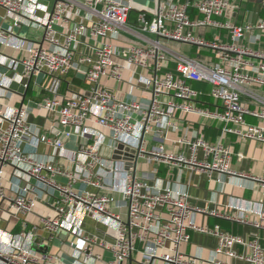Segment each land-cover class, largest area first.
I'll return each mask as SVG.
<instances>
[{
	"label": "built area",
	"instance_id": "obj_1",
	"mask_svg": "<svg viewBox=\"0 0 264 264\" xmlns=\"http://www.w3.org/2000/svg\"><path fill=\"white\" fill-rule=\"evenodd\" d=\"M133 2L53 0L49 7L42 0H0L3 18L12 21L9 28L0 25V43L29 53L24 60L0 54V65L15 70L23 64L22 78L28 81L41 74L53 78L54 87L47 88L51 95L38 107L53 115L60 126L51 123L45 132L39 131L28 121L30 103L21 98V105L11 104L0 93V218L3 212L15 217L31 213L37 202L29 184L21 186L17 193L5 188L6 168L11 167L15 175L34 179L56 192V214L43 219V228L51 237L61 229L77 236V248L87 257L93 256L92 246L98 244L112 252V264H122L141 243L147 264L155 260L166 264H231L230 260L264 264V245L258 235L245 238L219 224L209 226L197 221L198 215L206 214L264 229V176L235 171L234 152L223 142L225 137L235 135L264 145V126L248 120L252 117L264 121V18L238 22L242 3L235 0H170L161 3L152 16L139 15L141 32L137 33L146 44L119 47L113 39L130 29ZM191 9L197 11L196 17L190 14ZM82 10L89 15L85 21L65 26ZM22 25L38 32L37 37L17 36L15 28ZM58 26L65 27L63 37ZM199 28L221 32L208 39L194 33ZM255 33L254 42L259 47L247 40ZM174 41L213 55L206 60L188 56L170 47ZM81 44H86L88 52L79 50ZM126 71L128 79L124 76ZM72 73L88 83L90 89L63 97L59 95L60 87L64 77ZM16 75L0 72V88L10 91V97L18 95L12 90L13 83L20 82ZM109 81H127L133 88L141 87L150 94V104L144 107L136 100L119 99ZM25 85L28 87L29 83ZM203 98L210 100L203 102ZM177 113L196 114L221 123L220 138L211 142L204 134L184 135L173 140L182 151L167 152L164 144L169 132L181 126ZM74 130L88 142L68 151L59 135L70 137ZM149 137L155 143L152 147L148 146ZM107 139L111 141L109 146L123 157L134 150L136 163L135 159L106 158L102 151ZM41 143L55 148V156L66 158L73 168L39 160L36 155ZM140 157L148 163L163 162L248 179L256 183L260 197L231 199L227 204L231 212L209 211L192 204L187 192L151 184L154 176L139 177ZM57 176L67 177L68 183H59ZM79 182L96 190L79 189ZM115 193L122 200L116 199ZM119 207L127 208L126 218L115 212ZM72 214L82 218L92 215L106 222L111 232L102 237L86 234L81 224L70 219ZM193 232L216 239L211 256L184 251ZM34 238L28 231L0 234V264H50L51 255L40 257L33 249ZM239 246L244 250L240 251Z\"/></svg>",
	"mask_w": 264,
	"mask_h": 264
},
{
	"label": "crops",
	"instance_id": "obj_2",
	"mask_svg": "<svg viewBox=\"0 0 264 264\" xmlns=\"http://www.w3.org/2000/svg\"><path fill=\"white\" fill-rule=\"evenodd\" d=\"M49 7L53 6V0H42ZM170 0H134L133 10L130 14L129 28L121 32V36L117 39H113V43L119 47L128 46L131 44H146V41L137 33L141 32L139 28V15L141 13H147L152 16L155 14L159 5L166 4ZM175 2L183 0H174ZM242 3V9L237 16V20L240 23L244 22H256L261 18H264V0H235ZM190 14L196 17L197 11L195 9L190 10ZM4 10L0 8V25L9 28L12 26V21L4 19ZM88 12L82 10L81 14L77 15L74 20H71L65 26L73 27L76 22L85 21L88 17ZM87 21V20H86ZM61 33V37L64 36L65 27L58 26ZM221 32L214 28H199L195 29L194 33L199 36H205L208 39H212L216 33ZM226 32H222L224 35ZM15 34L21 37L34 38L37 37L38 32L34 31L28 25H22L15 28ZM149 37H155L152 34H147ZM257 34L249 35L248 42L256 47H259L254 42V38ZM86 42L93 44V41H88L87 38H83ZM173 43L187 44L190 47L188 56L200 57L201 59H208L213 55L210 51L199 50L198 47L181 42H170L169 45L173 49L180 51V49L174 48ZM264 44V43H263ZM79 50L87 51L86 44H81ZM0 54L16 58L18 60H24L28 58L29 53L25 49H15L14 47H7L0 43ZM0 72L6 73L13 77L17 73V79L19 83H13L12 90L18 93L17 96L10 97L12 94L10 91L1 89L0 93L4 95L5 102L21 105V98L25 103H30V113L28 121L36 129L41 132H45L47 128L54 123L58 125L56 119H53V115H49L44 109L38 107V104L43 101L45 97L51 95L47 88L54 87L55 81L47 74H41L34 77L32 81L22 78L24 72L23 64H19L17 69L10 70L0 65ZM126 79L129 78L127 71L124 73ZM29 83L26 87L25 84ZM109 85L113 88L115 94L119 99L132 101L136 100L144 107L150 104V94L141 87L133 88L127 81L116 83L115 81H109ZM197 87H202L200 84H196ZM90 86L80 76L70 74L64 77L63 84L60 87L59 95L63 97H71L74 94H82L88 92ZM10 97V98H9ZM209 98H203L201 101L209 102ZM37 104V106L35 105ZM176 119L181 126L178 130H171L168 134V140L165 142V149L167 152L178 153L182 151V147L175 145L173 140L178 139L184 135L190 137H197L199 134L204 136L211 142L217 141L220 138V125L221 123L212 121L209 119L201 118L196 114H182L177 113ZM250 122L260 124L264 126V121L249 117ZM59 126V125H58ZM60 127V126H59ZM75 133L67 137L65 134L59 135L64 142L68 151L75 150L82 145H86L88 139L80 135L76 130ZM106 134V131H103ZM110 140L107 139V144L103 147L102 154L106 158L113 160L135 159L137 156L135 153H129L127 158L120 153H117L115 148L109 146ZM223 142L230 146L234 152L232 160V168L235 171L250 174L253 176H264V145L252 140L240 139L235 135H229L223 139ZM92 143V141L90 142ZM155 143L152 138L149 137V147H152ZM31 149L32 147H28ZM57 150L53 147H49L47 144L41 143L39 145V151L37 158L42 161L52 160L57 164L73 168L71 163L66 158H60L55 156ZM135 156V157H134ZM137 174L139 177L154 176L155 179L151 180V184H157L162 188H171L177 191L187 192L190 196L192 204L200 205L209 211H227L232 210L227 207V204L233 198H245V199H258L260 193L256 190L257 185L251 180L240 179L237 177H229L228 175L220 173H211L190 169L187 167H174L163 162L148 163L145 158L140 157L138 159ZM55 179L62 184H67L69 179L64 176H57ZM29 184L33 192L37 196L36 206L33 212L20 215L18 217L11 216L7 212H3L0 218V234L13 233L19 234L22 232H32L35 238L32 242V247L36 251L37 255L42 257L44 254H49L53 258L50 260V264H112L114 260L112 252L102 248L100 245L92 246V257H87V253L77 248L78 237L69 233L68 231L61 229L56 235L51 237V234L43 228V219L46 217H53L56 212L53 205L54 195L56 192L51 187H42L36 180L27 179L13 173L11 167L6 168L4 186L9 192H15L20 190V187ZM79 189H90L92 191L96 188L88 186L86 183L79 182L76 184ZM116 199L122 200L120 194H114ZM116 213H119L122 218L127 217V208L119 207L115 209ZM70 219L76 224H81L86 234H96L98 237L105 235V232H111L108 224L98 221L92 215L80 217L78 215H71ZM197 221L202 225L214 226L219 224L224 230L233 232L244 236L245 238L260 237L261 243L264 245V229H257L251 225H244L235 223L224 218L216 217L213 215L200 214L197 217ZM100 240V239H99ZM217 241L209 235H205L198 232L191 234V241L186 244L184 251L202 255L204 257L211 256L213 249L216 247ZM238 249L243 251L244 248L239 246ZM231 264H248L245 261L230 260ZM122 264H147L145 263L144 246L138 244V249L133 256L124 261ZM153 264H166L163 260H155Z\"/></svg>",
	"mask_w": 264,
	"mask_h": 264
},
{
	"label": "rangeland",
	"instance_id": "obj_3",
	"mask_svg": "<svg viewBox=\"0 0 264 264\" xmlns=\"http://www.w3.org/2000/svg\"><path fill=\"white\" fill-rule=\"evenodd\" d=\"M172 46L174 48L180 49V51H182V53H186L188 54V52L190 51V47L187 44H178V43H173Z\"/></svg>",
	"mask_w": 264,
	"mask_h": 264
},
{
	"label": "water",
	"instance_id": "obj_4",
	"mask_svg": "<svg viewBox=\"0 0 264 264\" xmlns=\"http://www.w3.org/2000/svg\"><path fill=\"white\" fill-rule=\"evenodd\" d=\"M119 148H123V145H119ZM119 152V150H117V153ZM132 153H134V150L132 151Z\"/></svg>",
	"mask_w": 264,
	"mask_h": 264
}]
</instances>
